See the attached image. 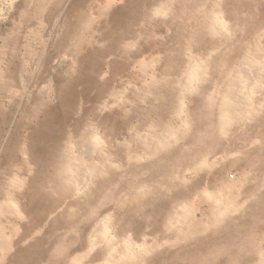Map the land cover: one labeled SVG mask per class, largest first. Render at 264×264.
<instances>
[{
    "label": "rangeland",
    "instance_id": "1",
    "mask_svg": "<svg viewBox=\"0 0 264 264\" xmlns=\"http://www.w3.org/2000/svg\"><path fill=\"white\" fill-rule=\"evenodd\" d=\"M0 264H264V0H0Z\"/></svg>",
    "mask_w": 264,
    "mask_h": 264
}]
</instances>
